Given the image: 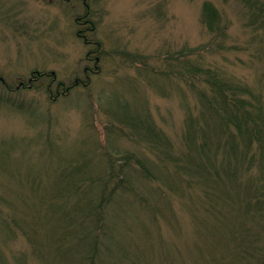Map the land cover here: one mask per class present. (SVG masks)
Returning a JSON list of instances; mask_svg holds the SVG:
<instances>
[{
  "label": "rangeland",
  "instance_id": "1",
  "mask_svg": "<svg viewBox=\"0 0 264 264\" xmlns=\"http://www.w3.org/2000/svg\"><path fill=\"white\" fill-rule=\"evenodd\" d=\"M86 1L0 0V78L4 80L0 83V191L30 211L28 217L41 237L52 225L40 222L44 211L30 205L43 204L56 192L69 195L71 226L86 234L91 245L84 220L99 185L86 183L81 193L74 190L92 174L94 179L102 177L101 150L120 155L137 151L148 159L154 182L146 181L145 187L134 182L145 208L119 197L111 206L107 224L111 243L103 244L114 254L110 264H223L217 262L222 258H227L225 264H250L254 257L241 260L234 243L247 224L245 218L237 215L217 225L208 218V225L200 223L204 215L192 213L195 201L184 197L187 192L168 191L181 183L185 175L181 169L189 161L183 158L180 166L159 161L153 151H143L135 138L127 137L129 128L118 123L116 133L108 128L109 109L120 120L136 115L143 125L154 122L163 131L173 144L172 154L187 153L186 108L196 106L191 82L160 73L172 71L171 65L179 70L175 61L183 58L184 48L212 45L202 53L203 62L249 85L264 101V54L257 52L260 47L245 26V10L233 0ZM205 3L213 4L224 18L228 35L221 49L216 46L218 38L203 25ZM85 4L95 29L93 35H83L102 46L101 55L93 54L92 61L86 59L87 53L96 52V47L85 45L76 35L84 27L75 21L85 14ZM85 68L98 74L90 75L86 88L57 100L56 85L53 92L47 91L50 78L35 81L31 88L21 87V83L30 85L36 72L55 75L57 82L70 86L84 79ZM141 134L145 136L144 131ZM161 152L168 155L170 148ZM69 164L73 170L67 169ZM200 194L196 192V198ZM56 230V235L62 234L61 228ZM58 244L51 264H71L79 252L77 244Z\"/></svg>",
  "mask_w": 264,
  "mask_h": 264
},
{
  "label": "trees",
  "instance_id": "2",
  "mask_svg": "<svg viewBox=\"0 0 264 264\" xmlns=\"http://www.w3.org/2000/svg\"><path fill=\"white\" fill-rule=\"evenodd\" d=\"M233 1L245 10V26L254 34L252 39L260 47L257 52L264 54V0ZM82 18L88 17L84 15ZM202 21L207 30L218 38L216 46L221 49L228 35L222 14L213 4L205 3ZM88 30L93 34L94 29ZM91 41L95 42L89 39ZM101 47L99 44L96 49L99 55L102 52ZM205 49L186 51L184 48L180 54L183 58L178 57L175 61L180 63L179 70L170 66L169 60L168 66L176 73L173 70L160 72L161 76L168 78L169 75L186 77L192 85L196 106L186 108L183 133L186 154H172L173 144L168 141L163 131L154 122L143 125L136 115L120 120L109 109L111 123L108 128L114 133L117 132L116 123L129 128L127 137L135 138V143L143 151H153L159 161L164 159L179 166L183 158L189 161L181 169L185 174L180 177L181 183H176L168 191L177 192L181 189L184 195L187 192L184 197L195 201L193 203L196 209L192 213L201 212L204 215V221L200 223L207 224L208 218H213L216 225L238 218L237 215L245 218L247 224L242 227L244 237L241 233L238 242L234 240L239 248L240 259L246 261L247 258L254 257L250 264H264V101L261 94L249 85L230 78L203 62L202 53ZM160 73L156 72L157 75ZM45 78V74H41L38 81H45ZM49 78L52 83L53 77ZM143 131L145 136L141 134ZM160 145L161 150L156 148ZM168 147L170 154L164 155L161 151ZM98 156L104 167L102 177L94 179L92 174L88 179L81 180L74 190L75 193H81L86 183L99 185L96 190L97 198L91 197L89 213L84 220L89 224L88 235L93 243L87 244L86 234L76 232L71 226L73 222L70 220L72 215L69 195L61 197L56 192L55 196L43 204L30 205L44 211L40 222L52 225L48 234L41 237L39 230L28 217L30 211L21 206V203L6 198L0 191V264H51L54 246L67 242L77 244L76 248L79 249L71 264H110L114 254L109 249L104 250L103 244L111 243L107 229L109 216L113 214L111 206L119 197L127 202L134 200L145 208L146 204L142 203L143 199L139 196L134 182L145 187L146 181L153 180V172L147 164L148 159L141 157L137 151L120 155L101 150ZM70 168L73 170L72 164L67 169ZM133 170L135 173H132ZM160 176L159 174V178ZM171 178L173 179L172 176ZM198 191L201 197L196 198L195 193ZM232 191L233 195L230 194ZM167 196L163 194L169 201ZM147 209L150 210L149 205ZM57 227L61 228L62 234L56 235ZM218 230L216 227L214 233ZM74 236L75 240H71ZM21 243L23 246H19ZM227 261V258H222L217 262L225 264Z\"/></svg>",
  "mask_w": 264,
  "mask_h": 264
},
{
  "label": "flooded vegetation",
  "instance_id": "3",
  "mask_svg": "<svg viewBox=\"0 0 264 264\" xmlns=\"http://www.w3.org/2000/svg\"><path fill=\"white\" fill-rule=\"evenodd\" d=\"M88 60H92L90 56H87ZM85 71H88V69H85Z\"/></svg>",
  "mask_w": 264,
  "mask_h": 264
}]
</instances>
